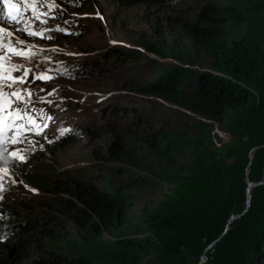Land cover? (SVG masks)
<instances>
[{"label":"trees","instance_id":"1","mask_svg":"<svg viewBox=\"0 0 264 264\" xmlns=\"http://www.w3.org/2000/svg\"><path fill=\"white\" fill-rule=\"evenodd\" d=\"M112 1L117 6L146 4L168 15H153L139 45L154 58L170 52L175 64L152 62L149 78L125 86L139 95L181 104L200 119L223 127L229 142L220 150L211 148L208 125L200 119L189 118L180 130L144 127L145 117L134 107L104 103L115 119L129 123L132 134L128 141L108 144V154L114 156L120 149L169 160L189 142L191 162H171L170 171L157 174L160 182L176 186L138 221L129 211L128 194L110 179L73 173L60 181H38L55 196L63 192L61 187L71 188L70 199H57L54 210L93 245L107 240V258L95 259L60 228L39 230L40 239L33 242L37 224L28 207L3 199L0 264H188L202 256L203 264H264V184L252 188L245 214L226 228L227 220L244 208L247 182L264 178V0H196L184 14L175 5L181 0ZM169 28L176 33L171 42L162 39ZM177 43L186 44L193 55L209 58L216 69L180 66L184 59L175 50ZM94 69L82 62L57 70L78 75ZM106 124L112 127L114 122ZM71 129L75 128L56 141L62 144L73 138ZM189 130L198 137L190 138ZM133 178L139 188L151 189L159 182ZM30 250L36 254L33 260H28Z\"/></svg>","mask_w":264,"mask_h":264},{"label":"rangeland","instance_id":"2","mask_svg":"<svg viewBox=\"0 0 264 264\" xmlns=\"http://www.w3.org/2000/svg\"><path fill=\"white\" fill-rule=\"evenodd\" d=\"M194 2L196 0H181L175 5L184 14ZM157 9L146 4L117 6L112 0H60V8L51 13L56 19H50L47 26L58 25L64 32L46 33L54 38L51 40L25 36L29 43L37 45L42 51L32 57L31 62L23 58H16V62L36 71L52 70L48 73L52 79L46 81L34 80L30 73L28 80L31 83L25 85L34 93L28 106L29 114L41 125L47 123L48 127L41 136L31 137L35 150L27 154V163L14 164L12 177L18 183L7 184L9 190L3 195L11 203L19 202L28 207L27 211L30 212L27 213H30L37 224L33 242L40 239V233L37 235L39 230L60 228L66 230L75 244L95 259L105 261L107 258V240L101 246L93 245L90 237L83 238L84 235L75 229L69 219L54 210L57 199H70L68 190L71 188L61 187L63 192L55 196L46 191L38 181H60L73 173H92L100 180L110 179L117 188L122 187V191L128 194L129 211L136 216L135 220L140 221L143 215L154 209L164 195L176 186L160 182L157 174L170 171L171 162L173 165H188L191 162L189 142H184L172 152L169 160L130 154L120 149L113 156L108 154L110 150L106 148L111 142L128 141L132 134L129 133V123L124 119H115L111 108H106L104 103L114 102L124 107H134L148 120L144 118V127L180 130L189 118L200 119L181 104L165 102L159 97L139 95L125 86L149 78L152 62L175 64L168 55L170 52H166L164 57L154 58L139 45L147 35L153 15L168 17ZM0 11H4L2 5ZM27 15H31V12ZM169 29L162 38L167 42H171L176 36L175 30ZM174 47L184 59L180 66L189 69H216L212 60L193 55L186 44L177 43ZM82 62L83 65L91 64L95 68L92 74L82 70L78 75L75 74L76 71L73 74L57 70L64 65ZM41 109L52 117L51 120L39 119ZM103 109L105 111L101 112ZM109 121L114 122L112 127L106 126ZM202 121L208 125L211 148L220 150L227 146L230 135L224 128L210 121ZM70 128H75L71 129L75 131L73 138L64 140L62 144L56 141L62 131ZM187 135L192 139L198 137L196 132L190 130ZM133 176L159 182L151 189L139 188L135 185ZM260 182L264 184V178ZM253 187L251 185L249 188V199ZM33 252H28V260L36 257ZM188 264L200 262L190 261Z\"/></svg>","mask_w":264,"mask_h":264},{"label":"snow or ice","instance_id":"3","mask_svg":"<svg viewBox=\"0 0 264 264\" xmlns=\"http://www.w3.org/2000/svg\"><path fill=\"white\" fill-rule=\"evenodd\" d=\"M0 5L4 9L0 11V201H3V194L9 190L6 185L18 183L12 177L14 164L27 163V154L35 150L31 137L41 136L48 127L47 123L41 125L29 114L28 106L34 93L25 85L31 83L30 73L34 80L46 81L52 79L48 75L52 70L36 71L17 63L16 58L31 62V58L42 51L25 36L51 40L54 38L46 33L64 32V29L58 25L47 26L50 19H56L51 13L60 8V0H0ZM28 12L31 15H27ZM97 16L103 19L99 13ZM51 118L40 110L41 121Z\"/></svg>","mask_w":264,"mask_h":264},{"label":"water","instance_id":"4","mask_svg":"<svg viewBox=\"0 0 264 264\" xmlns=\"http://www.w3.org/2000/svg\"><path fill=\"white\" fill-rule=\"evenodd\" d=\"M262 183L261 182H259V183H254V184H251V183H247V186H246V190H245V205H244V208H243V210L241 211V213L240 214H238V215H236V216H233V217H230L228 220H227V223H226V228H227V226L230 224V222L232 221V220H234V219H237V218H241L244 214H245V212H246V210H247V208H248V206H249V188H250V186L252 185V186H256V185H261ZM224 235V232L211 244V245H209L208 247H207V249H209V248H211L216 242H218L219 240H220V238L222 237ZM206 249V250H207ZM205 261V259H204V257L202 256L201 258H200V264H203V262Z\"/></svg>","mask_w":264,"mask_h":264}]
</instances>
